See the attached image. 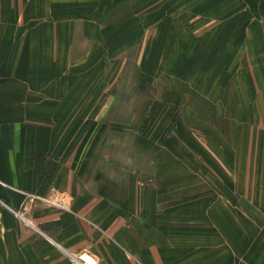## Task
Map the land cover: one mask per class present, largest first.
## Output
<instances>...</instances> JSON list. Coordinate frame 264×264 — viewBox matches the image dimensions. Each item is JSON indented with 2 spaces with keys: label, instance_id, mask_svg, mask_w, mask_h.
<instances>
[{
  "label": "crops",
  "instance_id": "1",
  "mask_svg": "<svg viewBox=\"0 0 264 264\" xmlns=\"http://www.w3.org/2000/svg\"><path fill=\"white\" fill-rule=\"evenodd\" d=\"M132 72L170 131L115 128ZM82 252L264 264V0H0V264Z\"/></svg>",
  "mask_w": 264,
  "mask_h": 264
},
{
  "label": "rangeland",
  "instance_id": "2",
  "mask_svg": "<svg viewBox=\"0 0 264 264\" xmlns=\"http://www.w3.org/2000/svg\"><path fill=\"white\" fill-rule=\"evenodd\" d=\"M135 73L132 72L130 74V79L128 78L125 87L123 89H120V91L117 93L118 95V103L115 106V110L113 112V122L116 129L126 130V131H145L144 134L146 135V138H149L150 131H170L171 126L176 122V117L179 115L177 108L173 107L169 103L164 104H155L154 101L150 103V100L153 99L159 94L161 98V89L155 88V87H148L144 90H141L138 88V85H136L135 82ZM147 98V105H143L142 101ZM150 103V104H149ZM141 108V110H139ZM146 110V112H145ZM180 124L183 122L181 119L178 121ZM224 125L225 121H221ZM140 127H142L140 129ZM131 128V130H130ZM157 138L159 137L158 132ZM155 136L152 137L154 139ZM114 142L116 144L121 143H140L139 136L136 137L134 133H132L130 136L126 135L123 136L120 133H116L114 135ZM142 141V140H141ZM118 152H116L117 155L122 156H137L135 151L131 150L132 152H126V150L123 152L122 148H117ZM143 154V153H142ZM139 154V158L144 160V162L148 163L149 156L146 153L145 155ZM137 158V157H136ZM150 167L144 168V172L146 170V174H142V176H146L150 173ZM128 168L123 169L122 167H115L114 169H109V172L114 171L116 176H122L127 171ZM134 170V169H132Z\"/></svg>",
  "mask_w": 264,
  "mask_h": 264
},
{
  "label": "built area",
  "instance_id": "3",
  "mask_svg": "<svg viewBox=\"0 0 264 264\" xmlns=\"http://www.w3.org/2000/svg\"><path fill=\"white\" fill-rule=\"evenodd\" d=\"M69 255L71 259V264H98V260L96 259V257L88 252Z\"/></svg>",
  "mask_w": 264,
  "mask_h": 264
}]
</instances>
